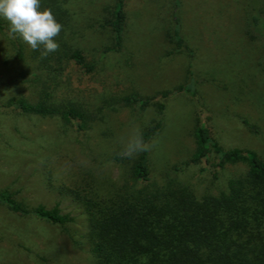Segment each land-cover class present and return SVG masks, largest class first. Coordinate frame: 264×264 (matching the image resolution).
Masks as SVG:
<instances>
[{
	"label": "rangeland",
	"instance_id": "rangeland-1",
	"mask_svg": "<svg viewBox=\"0 0 264 264\" xmlns=\"http://www.w3.org/2000/svg\"><path fill=\"white\" fill-rule=\"evenodd\" d=\"M116 1L70 0L85 47L108 43L109 32L97 29L96 21ZM123 2V50L109 54L92 75L70 66L57 82L59 98L79 99L97 113L86 130L2 107L35 88L20 84L30 64L15 52L17 45L26 53L30 46L0 34V192L9 191L29 208L57 206L71 218L61 228L0 205V264H93L87 216L67 192L120 181L127 169L113 156L124 151L134 128L142 131L158 118L156 103L163 101L164 91L171 94L163 126L147 142L155 180L174 179L199 199L224 191L229 178L246 171L245 165L218 168L213 152L208 161L184 165L195 150L193 129L202 123L223 149L253 151L264 160V38L251 41L245 34L248 0H181V32L194 51L191 60L184 53L168 55L171 0ZM189 63L195 98L174 92L188 79ZM130 94L152 103L141 112L116 103Z\"/></svg>",
	"mask_w": 264,
	"mask_h": 264
},
{
	"label": "trees",
	"instance_id": "trees-1",
	"mask_svg": "<svg viewBox=\"0 0 264 264\" xmlns=\"http://www.w3.org/2000/svg\"><path fill=\"white\" fill-rule=\"evenodd\" d=\"M171 3L166 38L173 49L168 55L184 53L191 60L194 51L181 32V0H171ZM69 4L70 0H41V7L51 8L62 25L56 37L60 47L46 57L31 48L26 53L22 45L15 47L17 59L30 64L21 72L20 84L35 90L31 95L19 92L2 107L30 116L58 118L86 130L96 121L97 113L79 99L59 98L56 93L59 80L70 66L92 75L102 69L100 64L109 54L122 51L127 16L123 0L106 8L97 25L93 23L89 27L96 25L97 29L108 31L109 41L89 49L81 42ZM8 32L7 22L0 19V34L9 37ZM245 34L251 41L264 38V0H248ZM187 74L185 84L174 92L195 98L191 63ZM170 94L169 91L161 93L163 101L156 103L158 118L141 131L145 143L161 130L165 101ZM116 103L134 106L141 112L151 105L152 98L130 94ZM243 124L253 131L246 120ZM193 139L195 150L184 165L208 161L213 152L218 168L245 165L246 171L229 178L224 191L198 199L174 179L155 180L148 150L131 158L122 157L118 151L113 160L127 169L119 182L88 187V190H68L87 216L93 264H264V160L253 151L223 149L203 123L193 129ZM0 205L20 216L61 228L71 222L57 206L29 208L7 190L0 192Z\"/></svg>",
	"mask_w": 264,
	"mask_h": 264
},
{
	"label": "clouds",
	"instance_id": "clouds-1",
	"mask_svg": "<svg viewBox=\"0 0 264 264\" xmlns=\"http://www.w3.org/2000/svg\"><path fill=\"white\" fill-rule=\"evenodd\" d=\"M0 19L7 22L10 38H21L32 50L40 51L41 57L58 51L60 45L56 37L62 31V25L51 8L41 7V0H0ZM149 148L137 127L120 155L131 158Z\"/></svg>",
	"mask_w": 264,
	"mask_h": 264
}]
</instances>
